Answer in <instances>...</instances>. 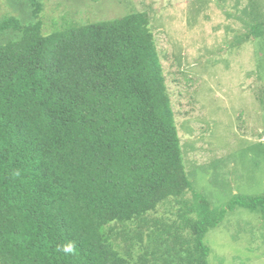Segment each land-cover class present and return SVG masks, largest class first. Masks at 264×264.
<instances>
[{
  "label": "trees",
  "instance_id": "16d2710c",
  "mask_svg": "<svg viewBox=\"0 0 264 264\" xmlns=\"http://www.w3.org/2000/svg\"><path fill=\"white\" fill-rule=\"evenodd\" d=\"M6 30L21 36L0 44V264H134L105 227L193 190L148 14L50 34L11 15ZM199 196L208 264V229L238 207L264 215V194Z\"/></svg>",
  "mask_w": 264,
  "mask_h": 264
},
{
  "label": "rangeland",
  "instance_id": "374dc122",
  "mask_svg": "<svg viewBox=\"0 0 264 264\" xmlns=\"http://www.w3.org/2000/svg\"><path fill=\"white\" fill-rule=\"evenodd\" d=\"M0 0V20L40 19L44 34L146 12L193 190L106 235L134 264H196L201 196L216 209L235 193L264 194V0ZM21 33L0 32V44ZM208 264H264V215L238 207L209 228Z\"/></svg>",
  "mask_w": 264,
  "mask_h": 264
}]
</instances>
